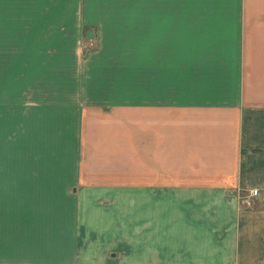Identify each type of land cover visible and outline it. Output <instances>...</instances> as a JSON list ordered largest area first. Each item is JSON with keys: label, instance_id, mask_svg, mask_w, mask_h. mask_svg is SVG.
<instances>
[{"label": "crops", "instance_id": "1", "mask_svg": "<svg viewBox=\"0 0 264 264\" xmlns=\"http://www.w3.org/2000/svg\"><path fill=\"white\" fill-rule=\"evenodd\" d=\"M0 264H264V0H0Z\"/></svg>", "mask_w": 264, "mask_h": 264}, {"label": "rangeland", "instance_id": "2", "mask_svg": "<svg viewBox=\"0 0 264 264\" xmlns=\"http://www.w3.org/2000/svg\"><path fill=\"white\" fill-rule=\"evenodd\" d=\"M47 42H50V44H53L55 43L58 39H46ZM32 41V42H31ZM30 44L29 46H45L46 44L44 43L45 42V39H38V38H35V39H30ZM79 46L81 47V50H83V54H85V52L87 50H93L96 48L97 46V43L95 40H88L86 38H82V40L80 41L79 43ZM40 57V55L38 53H33V52H29L27 51L26 53H24V57H23V60H26V61H35V60H38Z\"/></svg>", "mask_w": 264, "mask_h": 264}, {"label": "built area", "instance_id": "3", "mask_svg": "<svg viewBox=\"0 0 264 264\" xmlns=\"http://www.w3.org/2000/svg\"><path fill=\"white\" fill-rule=\"evenodd\" d=\"M259 191L258 190H252L249 192L248 196L242 198L241 204L244 207H251L253 205V200L258 197Z\"/></svg>", "mask_w": 264, "mask_h": 264}]
</instances>
